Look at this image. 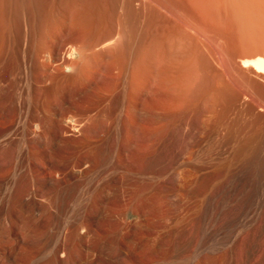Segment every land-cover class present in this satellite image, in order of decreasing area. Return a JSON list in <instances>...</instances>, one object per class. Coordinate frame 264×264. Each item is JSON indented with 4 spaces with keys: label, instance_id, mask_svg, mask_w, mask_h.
Segmentation results:
<instances>
[{
    "label": "rangeland",
    "instance_id": "1",
    "mask_svg": "<svg viewBox=\"0 0 264 264\" xmlns=\"http://www.w3.org/2000/svg\"><path fill=\"white\" fill-rule=\"evenodd\" d=\"M40 1L45 5L48 3L50 4L46 7L50 6L55 8L59 5V9L57 10L58 7L56 8L57 15L54 14V16L52 13L55 11L54 9L52 10V8L50 9V7L48 9H41L42 11L40 10L42 14L45 12L47 13V10H51L50 14H52V17L49 13H47L48 17H46L47 15L45 16V13V19H42V22L45 20L43 25L49 26L47 27L48 30L46 28V33L44 31L45 27L41 28L42 26H39L40 24L42 25L40 21L42 14L41 16L39 15V19V16L35 17L32 14L33 12L31 13V17H34L35 23H37V26L35 24L37 32H40L38 31L39 28V30L43 29L41 31V34H44L43 36L37 33L38 38L42 36L41 40L40 38H36L37 35L32 36L35 40H33L34 38H32V40H30L31 38H28V40H25V38L23 39L24 35L22 34L26 28L25 24L28 22L27 12L23 11L26 13L24 15L21 12L22 9L20 10V6L15 9L17 4H15V6L14 2H12L13 4L10 6V8L13 7L11 10L8 8V3L11 5V1L5 0L3 1L4 4L0 1V122L5 117L12 118L16 112V103L14 102L12 95L13 77L18 76L24 78L26 76L24 68L21 66L18 67L16 63L18 60L17 49L21 43L24 44L27 42V44H30L29 47H27V59L32 63L33 75L38 81L37 86L40 84L38 87V92L40 91L39 94L41 93L40 96L42 95L41 97L43 98V91L52 88L51 91L47 92V97L44 96L43 101L47 98V106L45 104L46 102L42 101V103L45 104V108H49V111L56 112L57 100L58 102L66 101H64L65 103L63 102V106H60L62 103H57V105L59 104L58 106L61 107V109H59V107L58 109L62 110L64 109L63 107L72 105L74 101L79 98H76L77 95L85 98L88 96H85V94L90 90L89 86H92L91 84H96L97 82L100 83L97 84L101 85L99 87H101L100 90L102 91L101 94L103 95L104 100V103L102 104L103 121H101L102 137L104 141L103 144L106 145V147L104 145V149L107 157L101 158L102 164L97 170L101 177L104 178L105 176H108L109 178L108 187L105 190L98 192L91 208L92 215L95 216V219L110 220L109 214L112 209L115 213H117V210L119 213L122 208L124 209L125 196L129 197L132 195L133 191L131 192V190L133 188L128 189V192L126 191L123 194V190H121L122 188L118 186L120 185L118 181L120 180V176H122L119 173H122V170L116 167L117 164L115 161L122 159L120 162L121 164L124 162L123 166H125V162L128 164L131 163L132 160L136 169L138 168L140 172H142V169L143 171L145 170L143 176L146 177L145 183L148 187V190H146V193L141 200L142 203H140L142 212H144L142 218L144 219L145 215L144 220L182 221V224L180 223L179 225L178 232L180 233V236L177 241L180 250H182L183 246L188 245L192 234L195 233L197 239L202 237V232L200 230L201 223L197 224L198 220H220L222 217L221 208L223 207V204L217 200V197H219L221 193L223 194L222 191L224 190H222V186L219 188L214 187L211 192L210 189L212 183L208 181L205 188L206 192H211V197L206 199V195L197 196L196 180H194L195 182L189 181L188 183L187 179L184 181L185 175L187 177L191 173L190 171L194 173L196 166L199 165L210 170V160H213L215 155L217 156L218 153H216V151H219L220 157L222 156L220 154L223 152L224 156L222 157L224 158L228 154V142L232 141L233 143H238L239 140L240 142L238 144L241 145V148L240 151L238 150L234 154L235 162L232 163V166L228 171L226 181H228L227 184H235L237 182V174L243 176V181L240 184L241 189L244 194H246L247 199L252 198L251 200L249 199L247 203L249 205L248 210L252 214L249 213V211L248 213L253 215L256 210L255 204H257V199L259 198V185L261 178L263 177L262 174H264V73L262 74V71H255L256 68L253 64H249L247 61L250 62L254 58L256 59V56L253 54L264 49V0H146L147 4L145 10L147 9L148 12L151 11L152 13L150 12L144 21L146 22L148 19L149 21L152 20L151 17H153V20L150 21V24L149 21L146 22L148 25L143 22V25L136 26L138 27L136 28L137 30L134 28L136 38L134 37V42L132 41L133 43L130 44L131 47L124 42V40H118L116 33L114 34L113 32V35H116V38H112L110 35L112 32L109 31H114V29H116V25L113 26L112 24L115 22L118 23L119 20V15H116L115 12L111 13L112 15L114 14L113 16H109L110 14L108 15V11L110 10H107L104 7L95 9V11H100L104 8L107 11V14H105L106 11L102 12L109 16V18L108 16H104L103 20L99 21V27L104 24V19V22H106L107 25L115 27L114 29L108 28L109 26L106 27L108 33L106 32L107 34L104 35L103 32L101 34L100 32L102 29V31H106L104 30L105 28L101 27L102 29H99V32L95 26L97 24L92 25L90 27L91 29L88 28L91 31L85 32L86 28L84 26H86V24L81 25L82 23L79 22L77 24L76 21H74L77 16L81 17L82 15L81 18H83L86 13V11H84V13L82 12L87 9L86 7L82 8L84 5L82 0H79L80 2L82 1V3L79 2L80 4H83L82 7L80 4L77 5L76 3L73 5L76 0L73 1V3L71 2L72 4H69L70 1H67L68 3H66L68 5H66V3L64 4V1L55 0L56 5L55 1L52 0L56 6L49 0ZM60 2H62V4ZM136 3H138V1H136ZM51 4H53V6H51ZM149 7L153 10L151 8L149 9ZM172 8L174 10L177 8L178 10L176 9L174 11ZM27 10L28 9H26V11ZM80 11L83 14H79ZM97 12L98 11H96V13ZM102 12L101 14H103ZM28 13L30 14L29 11ZM92 13L94 14L95 12L92 11ZM36 14L38 15V11ZM97 15L99 14L97 13ZM20 16L22 18H20ZM23 16H26L25 19H27V22H25ZM49 16L52 20L50 22L53 24L50 25L48 22L49 25H45ZM54 17L55 20L53 21L52 18ZM106 18H108L107 21ZM171 18L173 19L171 20ZM96 19H98V16ZM77 21H79L78 18ZM63 25H65L68 30H65L66 27ZM89 25L90 24H88V26ZM144 25L147 27L145 26V28ZM22 26L24 30L22 29ZM140 26L145 28H143L144 30L141 28L143 33L140 32ZM63 27H65V29H63ZM128 27L131 28L132 25H128ZM92 28L94 30H92ZM130 28H127L126 30L123 28L121 32L123 33L125 30V35H129ZM82 29H84V31ZM10 30H12V32H10ZM59 30L64 33L59 34ZM95 30L97 31V35ZM127 30L128 33L126 32ZM92 31H95L94 35L97 37L99 32L100 38H98L101 41H104L108 36H111L109 38L112 39H109V41L113 40L111 42L112 44L105 41V44H108V47L104 44V48H102L104 42H100L96 39L97 37L93 40L94 35L92 34L94 32L88 34ZM82 32H85L88 36H92H87V39H85L86 36L83 35L85 33ZM56 33L59 36H57ZM81 33L82 35H80ZM140 33L142 35H140ZM80 36H84L81 40L83 43L85 40V43L87 41L92 43V41L88 40V38H91L93 41H99L101 46L97 45L98 48L100 47L98 49L96 46L91 45L96 50H99V52L101 51V54L93 49L92 51L91 48L90 52L88 50V53H90L89 55H91L87 56L88 62H90V64H88L90 66L86 65L85 70H87V67L90 69L88 68L89 71L84 75V78H88V80L83 78L85 83L82 80L84 85H78L72 82V77L68 76L73 74L75 66L78 64V60L80 63L83 60L86 61L82 55L78 56L80 54L74 55L72 51L68 53L69 50L75 48L76 42H78L77 44H80V38L78 39ZM75 39L78 41L75 42ZM45 44L49 45L46 46ZM51 44L52 46L50 47ZM114 46L116 48H114ZM119 46H121V48ZM46 47H48V49ZM117 47L119 49H117ZM59 49L60 53L58 51ZM64 49L65 51H63ZM50 50L51 53H48ZM91 51H95L94 54L97 53L95 54V57H97L96 55H99L96 60H94L95 57H93L94 55ZM72 56L74 58L76 57L78 60L76 61ZM92 58H94V61H91ZM71 59L73 60L72 63L70 61ZM67 63L69 64L67 65ZM58 67L62 70H59ZM64 69L65 71L63 72ZM56 70L60 72L62 71L63 74ZM63 76L67 77L64 82ZM94 76L96 78L98 77V80H95L96 78H94ZM237 77L241 80L239 78L237 79ZM55 78H61L60 81L62 80V83L60 82L61 85L59 84V91L61 93L59 91H57L59 93L53 91L54 82L52 80H55ZM49 80L52 81L51 85ZM241 81L243 83H241ZM67 83H70L71 87L70 84L68 85ZM73 83L74 85L76 84V88L73 86ZM82 85H86L82 88L86 89L81 90L80 86L82 87ZM244 85L247 87L246 91ZM60 87H64V90ZM77 89L79 90L77 91ZM81 91L84 96L81 95ZM56 93L61 94V97H58L59 95ZM56 95L62 100L60 101L57 97L54 98ZM40 101L41 100L39 99V104L41 103ZM42 103L39 107L44 106ZM66 104L68 105L66 106ZM48 108L46 109L48 110ZM42 109L43 111L46 110L42 107L40 108V111ZM239 123H241L240 125H245V127L249 125L253 126L254 124V128H256L254 129L255 133L240 132L237 135L228 132V127L226 126L232 124L240 126ZM42 141L44 144L42 149L43 152L41 151V154L38 157V163L42 165L40 179L43 182L45 178L51 177V171L48 166L42 164L43 154L51 158L53 157L54 160L55 158L56 160L59 158V162L64 165L72 164L76 160L77 155L75 147L71 144V141L73 140L70 137L67 138L65 135H62L58 129L52 130V132L49 133L47 137H44ZM109 143L115 144L114 146H111L112 152L110 146H108ZM121 145L129 146H127L128 148L126 147V151L130 148L127 152L130 156L126 153L124 159L123 156L120 157L121 159L118 158L119 153L116 152L118 150L116 148H119L118 146ZM113 148L117 155L113 152ZM108 149V154L110 153L109 157L106 154ZM142 155H147V159L144 160L145 164L142 163L143 161H136V164L132 158L137 157V160H139L141 159L139 156ZM111 157H116L115 159H118L115 160ZM120 162H118V164ZM139 163L140 165L138 167ZM141 164H144L145 166L142 165L144 168L141 167L142 169L140 170ZM192 165L193 167H191ZM8 167L9 174L0 177V212L2 213V215H0V222L1 220H23L24 222L36 221L38 223V228H36L35 231L33 230L34 233L33 231H30L31 233L25 231V234L23 233L24 239H28L30 238V235L35 236L36 234L42 236L53 234L55 236V234L59 232V229L56 227H48V224L52 220H55L54 222H58V220H83L84 216L82 215H84L85 210L81 191L84 181H80L81 184L79 183L80 185L77 187L73 185L67 186L66 189L58 190L57 193L50 192L47 187L40 183L37 188L38 201L34 206L29 205L26 200L18 198V200H15L8 209L4 207L2 205L4 203L2 198L8 191L11 179L15 176V171L17 169L15 164H9ZM19 169H17V173H21ZM20 170H22V166ZM187 170H190L189 174H187ZM181 175H184V177L182 178ZM175 177H181L178 179L179 183L174 181ZM104 179L107 178L105 177ZM181 181L183 184L186 183L188 185L181 184ZM174 183H177L180 190L176 191L173 195H170L168 190H170ZM225 184L226 183H224L223 188H225ZM184 186L185 189L193 187V189H191L192 192L187 193ZM218 189L221 191H219V194ZM126 193H128V195ZM252 195H256L257 197H253ZM231 196L233 197L232 194ZM220 197L219 199L221 201L222 199ZM250 205H252V207ZM254 205L255 209H253ZM188 221H190V223ZM193 223L195 226H192L194 225ZM186 224L194 228L189 229L190 227ZM192 229H195L194 233ZM188 230L189 232L192 231L190 232L192 233L191 235L189 232L187 233ZM1 231L2 229H0V232ZM167 238L170 245L172 244L171 247L176 245V243L174 244L171 235H168ZM1 239L4 240V238ZM47 260V258H44L43 263H41L46 264L48 262L47 264H52L51 261L49 262V260Z\"/></svg>",
    "mask_w": 264,
    "mask_h": 264
},
{
    "label": "bare ground",
    "instance_id": "2",
    "mask_svg": "<svg viewBox=\"0 0 264 264\" xmlns=\"http://www.w3.org/2000/svg\"><path fill=\"white\" fill-rule=\"evenodd\" d=\"M0 1L3 2L5 0H0ZM8 1H11V5H10V3L6 2L9 4L8 8H10V6H12V4H13L12 2H14V5L17 4V6L15 5L16 6L15 9L20 6V10L22 9L21 12L24 15L26 13H24L23 11L27 12V14H28V22L26 21L27 19H25L26 16L25 17L23 16L24 17L23 19L25 20V22H27L25 24L26 25L25 30L23 29L24 25L22 26V29L24 30L23 34H22V35H24L23 39L25 38V40H28V38H31L30 40H32V38H34L32 36L37 35L36 38H38V34L42 35L41 31L43 29L39 30L40 28L38 27L39 28L38 31H40V32L39 33L37 32V30H36L37 29L36 28L37 23H35V18L31 17V16H32V14L35 17H37L39 15L41 16V14H42L41 9H46V8L48 9L50 7V6L46 7V6L50 5L48 3V1H47V3H48L47 5H45L44 3L42 4V1H40V0L39 1L38 0H8ZM44 1H46V0H44ZM49 1H52V0H49ZM53 1H55V0H53ZM56 1H55V4H56ZM59 1H58V3H59ZM61 1L62 2L64 1L63 2L64 4L67 1H70L69 4H72L73 1H75V0H72V1L71 0H61ZM82 1L84 2V5L80 4V3H82ZM82 1L80 2L79 0H76V2L73 3V5L75 3L77 5L80 4L81 7L83 5L82 8L86 7L87 9H85L83 11L81 10V11L83 13H84V11H86V13L84 14L83 18H81L82 15H81V17L77 16L79 21H77V18L75 20L74 19L73 20L76 21L77 24L79 22L82 23L81 25L86 24L87 27L84 26L86 28L85 32L91 31L88 28H90L94 24L98 25L100 23L99 21L103 20L104 16L106 17L109 14H110L109 16H111L112 15L111 13L115 12L116 15H119L118 23L115 22L117 24H115V23L112 24L113 26L116 25V29H114L115 27H113L112 25H110L111 27L109 25H107V23L104 22L105 19H104L103 23L104 24L106 23L107 26L105 25L103 27L104 24L103 25L101 24L102 26H100V27H99V25L98 26L95 25V26L97 27V30L102 29V28H105L104 30H106L107 29L106 27H108V26H109L108 28H111V29L113 28L114 31H112V30L109 31V32H112V33H110L112 38L116 36V35H113V32H114V34L115 33L117 34L118 40L119 39H120V41L124 40V42H126L129 45L131 43H133L134 39L136 38L135 37L136 34L134 33V31H135L134 28L135 29L138 28L136 26H139L143 22H145L144 20L148 17V14L151 12V11L148 12L147 9L145 10V6H146L148 0L147 1L146 0H82ZM136 1H138V3H136ZM62 2H60V3L62 4ZM67 3H66V5H68ZM189 3H191V2H189ZM3 4H4V2H3ZM53 4H54V2H53ZM53 4H51V6H53ZM44 5H45V8H44ZM150 6H151V4H150ZM102 7L106 8L107 10H110V11H108V15H105V14H107V11L104 8H103V10H100V11L96 10V11H98L97 13L99 14V15H97L95 9H100ZM151 7H149V9ZM12 8L13 7H11L10 9L12 10ZM51 8L52 7H50V9ZM56 8L58 10L59 5L56 6L55 8H52V10L54 9V11L56 12V13L54 11H53L54 13L51 12L53 14V16H54V14L57 15ZM26 9H28V10L26 11ZM64 9H66V8H64ZM28 11L30 12V14L32 12L33 13L30 15L28 13ZM37 11H38V15L36 14ZM39 11H40V14H39ZM47 11H48L47 13H49V15L52 17V14H50L51 10L50 11L47 10ZM71 11H72V9H71ZM81 11L79 14H83ZM92 11H94L95 13L93 14ZM102 11H104V12L106 11V13L104 14V12H102ZM101 12L103 14H101ZM47 13L45 14V16L47 15ZM44 14H42L41 19L39 16V19L42 23V25L39 23L40 24L39 26H42L41 28L45 27L44 31L46 33V31L48 30L47 27H49L46 24L49 25V23H50V25H51L53 23L50 22L52 20H51V17L49 16L50 20L48 18H46V19H48V21H47V23H45L46 26H44L43 23L45 22V20H43L44 22H42V19H45ZM165 15H167V14H165ZM184 15L187 16L186 14H184ZM97 16H98V19H96ZM109 16H108V18H109ZM10 17H11V15H10ZM46 17H48V15ZM55 17H57V16H55ZM55 17L52 18L53 21L55 20ZM20 18H22V17L20 16ZM108 18H106V21L108 20ZM151 18L153 20V17H151ZM82 19H84V20H82ZM172 19L173 18H171V20ZM152 20H150V21H152ZM189 20H190V18H189ZM148 21H149V19H148ZM148 21H146V22H148ZM150 21H149V24L151 23ZM146 22H145V24L148 25V23H146ZM87 23L90 25L88 26ZM35 24H36V26H35ZM65 25H63V26H65ZM128 25H130V26L132 25V27L130 28V27H128ZM145 26L146 25H144V27ZM59 27H61V26H59ZM65 27H63V29H65ZM183 27H184V25H183ZM46 28H47V30H46ZM93 28H92V30H94ZM123 28L125 30L127 28L131 29V30L129 29V35H125V30L123 31V33L121 32L123 30ZM141 28H142V26H140V29ZM142 29L140 31L141 33H143L142 31L144 30V29L143 30ZM57 30H58V28H57ZM61 30H62V28H61ZM61 30H59L60 32L59 31H57V32H59V34H61L62 33ZM65 30H68L67 27ZM82 30L84 31V29H82ZM102 30H101V32L99 30L100 34L102 32L104 33V35L108 33V31H107L108 29L106 31H102ZM186 30H188V29H186ZM95 31H92L88 34H92L94 32L92 34V35H94ZM10 32H12V30H10ZM85 32H82V33H85ZM99 32H98V37L100 38ZM126 32L128 33V30ZM138 32H139V30H138ZM42 33H44V32H42ZM49 33H50V31H49ZM82 33L80 35H82ZM141 33H140V35H142ZM186 33H187V31H186ZM18 34H19V31H18ZM88 34L87 35H86V33L83 34L84 36H86L85 39H87ZM56 35H57V33H56ZM92 35H89L88 37H90ZM96 35H97V31H96ZM19 36H21V35H19ZM42 36L39 37L40 40H41ZM57 36H59V35H57ZM84 36H82V37L84 38ZM111 36H108L104 41L102 40L104 42L102 48H104L105 41H108V42H110L109 44H112L111 42L113 40L109 41V39H112V38H109ZM181 36H182V34H181ZM82 37L81 36L78 37V39L80 38V40H79L80 44H77L78 42H76V41H78V40L75 39V42H76V45L74 43L75 48L74 49L72 48L71 50L68 51V53L72 51V53H74V55L75 54H77V55L80 54L78 56L82 55L83 58L86 59V61H87L86 62L85 60H83V61L80 60V61H82L80 63L77 55H76V57L78 59H76V57L74 58L72 56L76 61L78 60L77 61L78 64H76L75 69L73 71V74H70L68 76L72 77V80H73L72 82H74L78 85L83 84L84 75L87 71H89L88 70L89 67H87V70H85L86 65L90 64V62H88L87 56H91V55H89L90 53H88V50L90 52V48H91V50L93 49V50L97 51V53L101 54V51L99 52V50H96L94 47H92V46L97 47V45L100 46V42H102L101 40H99V38L97 36L94 35L93 40H95V38L97 37L96 39H98L100 42L99 41H93V40H91V38L90 39L88 38V40L92 41V43L88 42V41L85 43L86 40L83 43L81 41ZM101 39H104V38H101ZM33 40H35V38ZM108 42H106V43H108ZM30 43H31V41H30ZM29 45L30 44H27V42H25L24 44L21 43V45H19V48L17 49L18 60H17V62L16 61L15 62L17 63L18 67L21 66L24 68V70L26 72V76L24 78L23 77L20 78L16 75L17 77H13V79H12V83H13V85H12L13 86V88H12L13 94L12 95H13V100L16 103V112L12 118H6L5 117L0 122V177H3V175H5V174H9V169H8L9 164L10 165L15 164L17 166V169H19V165H20V169L22 166V170L19 169V171H21V173H17V169H16L15 176L11 179V182L9 184V189L2 198L3 202H4L2 205L8 209L10 207V205L12 203H14L15 200H18V198H19L22 200H26V202L29 205L34 206L35 203L38 201V192H37L38 190H37V188H38V185L40 183H42L45 187H47L50 192H52V193L56 192L57 193L58 190L66 189L67 186L73 185V186L77 187L78 185L81 184L80 181L81 182L84 181V183H83L84 185L82 184L83 188L81 191V193H82L81 197L83 198L82 200H83V206H84L85 213H84V215H82V216H84L83 220H58V222H54L55 220L50 221V223L48 224V227H54V228L56 227L59 229V232L56 233L55 236L53 234L47 235V236H42V235L36 234L35 236L30 235V238H28V239L23 238V233L25 231H29V232L33 231V230L35 231L36 228H38L37 227L38 223L36 221L35 222H29V221L24 222L23 220H20V221L19 220H16V221L15 220H1L0 229H2V231L0 232V264H42L44 258H47L49 260V262L51 261L52 264H264V174H262L263 177L261 178V182L259 185L260 186V188H259L260 191H258V192H260V193H258L259 198L258 199L256 198L257 194L252 195L253 197L256 196L255 198L257 199V204L254 203L255 200L253 202L256 205V210H255L253 215H251L252 213L248 210L249 205L247 202L250 198L247 199L246 194H244V192L241 189L240 184L243 181V176H241V174H237V182L235 184L231 183V185H230V184H227L228 181H226V178L228 176V171H229L230 167L232 166V163L235 162L234 154L236 151H238V150L240 151L241 145L238 144L240 142V140H239V142L237 140L238 143H233L232 141L228 142L229 143L228 154L225 153V154H227V156H225L224 158L222 157V156H224L223 152H222V154H220V155H222L221 156L222 158H221L219 156V151L218 152L216 151V153H218L217 156L215 155V158L213 160L212 159L210 160L211 161L210 166H209L210 170H208L206 167L199 165V166H196V168H195L196 170L194 169L196 173L195 172L192 173V171L187 170L188 171L187 174H189L191 172L187 177L185 174H184L185 177H184V175L183 176L181 175L182 178L184 177V181L186 179L188 180V183H189V181L192 182V181L196 180V182L194 181L196 184V195L197 196L198 195L199 196L200 195H206V199L208 197H211V192L214 189V187L219 188L222 186L221 187L222 190L224 189L222 191L223 194L221 193L222 196L220 195L221 197L218 195L219 191H220V189H218L217 195L222 199L221 201H220L219 197L216 196L217 200L219 202H221V204H223V207L221 206L222 207L221 208L222 209V212H221L222 217L220 218V220H217V219L216 220H198L197 224L201 223V229L200 230L202 232V237L200 239H197V236L194 233L195 229H192L194 234L190 233L192 231L189 232V230H188L187 233L189 232L190 235L191 234L192 235L190 237V240L188 239L189 240L188 245L183 246L182 250H180L179 244L177 243L178 237L180 236L178 229H179V225L182 221H179V220H144L145 215H144V219L142 218V215L144 212H142V207H141L140 203H142L141 200L144 197L146 190H148L147 189L148 187H147V184L145 183L146 177L143 176V172L145 174V170L143 171V169L141 167L144 168V166H145L144 160L147 159L146 158L147 155L146 156H143V155L139 156L141 158L139 160H137V157H135L136 159L132 158V159H134V162L136 164H137L136 161H141V162L143 161L142 163H144V164H141V166H140V170L142 169V172H140L138 170V168L136 169L135 164L132 163V160H131V163H128V164L125 162L126 165L123 166L124 162H122L123 164H121L120 161L122 159L120 157L123 156V159H124V155H126L128 150L130 149L129 148L126 151V149L129 147L128 145H121V146H118L119 148H116V149H118L116 152L119 153V155H120V156L118 155V158H120L121 160H118L115 162L117 164L116 167H118V169L122 170V173H119L122 176H120V180L118 181V183L121 186L120 185H118V186L122 188L121 190H123V194L128 189L133 188L131 190V192L133 191V194L131 193L132 195H130L129 197L125 196V202L123 201L125 204V207H124V209L122 208L123 210L121 209V212L118 213V210H117L116 211L117 213H115V211H113V209L111 210V212L109 214L110 220H99V219L96 220L95 216L92 215L91 208L93 206L95 197L98 194V192L103 191L108 187V178H109L108 176H105L107 179H104L105 177L104 178L101 177V175L98 173L99 171L97 170L98 167H100V165L102 164L101 158L107 157L105 155V149H104L106 147V145L103 144L104 141H103V137H102V123H101V121H103L102 104L104 103V100H103V95L101 94L102 91L100 90L101 87H99L101 85H99L100 84L99 82H97L99 84H97V83L91 84L92 86H89L90 90H88V92H87L88 94L85 92L86 93L85 96L88 95L85 97L87 99L82 98L81 96L77 95V97L76 96L75 97L76 98L79 97V98L76 101L73 100L74 103L72 105L67 106L68 104H66L67 107H63L64 109L59 110V109H61V107H59L58 105L62 103L60 106H63V104L66 102L64 100L65 97L63 99L65 102L63 101L64 102L63 103L61 101L62 99L60 100V98H58V97H61L60 96L61 94H57L60 92L59 91V84L61 85L62 80L60 81L61 78L60 79L57 78L58 80L56 78H55V80H52V79H54V78H52L51 80L54 82L53 91L54 92L59 91L56 93L59 96L57 97V95H56V96H54V98L57 97V99H59L61 102H58V100H57V103H59V104L57 105V103H56V106H57V109L55 110L56 112H54V111L51 112V111H49V108L46 107V108H48V110H47L45 108V104H46V106L48 104L46 102L47 98L45 99V101H43V100H44V96L47 97V95H48L47 92L51 91L52 88L50 90L43 91L44 92V93H42L43 98L41 97L42 95L40 96L41 93L39 94L40 91L38 92V90H39L38 87L40 84L37 86L38 81L35 79V77L33 75L34 73L32 70L33 69L32 63L29 59H27L28 58L27 57V52H28L27 47H29ZM45 45L48 46L49 44H45ZM101 45H102V43H101ZM105 45L107 46L108 44H105ZM40 46H41V44H40ZM51 46H52V44L50 45V47ZM106 46H105V48H106ZM109 47H110V45H109ZM119 47L121 48V46H119ZM130 47H131V45H130ZM46 48L48 49V47H46ZM114 48H116V47L114 46ZM117 49H119V48L117 47ZM51 50H50V52L48 51V53H51ZM120 50H122V49H120ZM58 51L60 53V49ZM63 51H65V49ZM111 51H113V50H111ZM53 52H54V49H53ZM94 52H92L94 55V56L92 55L93 57H95V54H97V53L94 54ZM43 53H45V52H43ZM253 55L256 56V59L254 58L250 62L249 61H247V62L249 64H251V63L253 64V66L256 68L255 71H262V74H263L264 73V49L257 51ZM96 56L98 57L99 55H96ZM97 57H95V59L92 58V60L91 59H89V60L94 61V60H96ZM251 57H252V55H251ZM89 58H91V57H89ZM183 58H184V55H183ZM81 59H82V57H81ZM70 61L72 63L73 60L71 59ZM68 64L69 63H67V65ZM64 65H66V64H64ZM43 67H44V65H43ZM56 69H57V67H56ZM58 69L62 70L59 67H58ZM68 69H69V67H68ZM29 70H31V71H29ZM56 71H58V70H56ZM64 71H65V69L63 70V72ZM58 72H60V71H58ZM63 72H62V74H63ZM247 73H249V72H247ZM62 74H61V76H62ZM86 76H87V74H86ZM65 78H67V77L66 76L64 77L63 82L65 81ZM94 78H96V77L94 76ZM97 78L95 80H98ZM238 78L239 77H237V79ZM51 80H49L50 85L52 82ZM85 80H88V78ZM55 81H57V82H55ZM92 81H93V79H92ZM242 81H241V83H243ZM74 83H73V86L76 85V84L74 85ZM84 83H85V81H84ZM83 85H82V87L80 86L81 90L86 89V88L82 89L83 87L86 86V85L85 86H83ZM244 86L246 87V85H244ZM251 86H252V84H251ZM65 87H66V85H65ZM70 87H71V84H70ZM63 88L64 87H62L61 89H63ZM75 88H76V86H75ZM89 88H87V89H89ZM246 89H247V87L245 88V91H246ZM78 90L79 89H77V91ZM77 91H76V93H77ZM250 94H251V92H250ZM53 95H55V94H53ZM79 95H80V93H79ZM81 95H83L82 91H81ZM70 96H71V94H70ZM39 99L41 100L40 101L41 103H42V101L46 102L45 104L42 103L44 106L41 105L46 110L43 111V109H42L40 111V108H42V107H39L41 104V103L39 104ZM242 100H246V99H242ZM162 101H163V99H162ZM71 103H69V104H71ZM58 107H59V109H58ZM256 114H258V113H256ZM240 124L241 123H239V125ZM251 124H253V123H251ZM226 127H228L227 130L229 133L237 134V135L240 132H244V133L245 132H249V133L252 132V134H254L255 133L254 129H256V128H254V124H253V126L249 125L247 127H245V125L237 126L235 124H232V125H230V126L228 125ZM54 129H58L62 135H65L67 138L70 137L73 140V141H71L72 142L71 144H73V146L76 149L77 157H76V160L72 164L64 165L61 162H59V160H58L59 158L57 159L58 160L57 161L56 158L54 160L53 157L51 158V157H48L45 154H43V156H42L43 157V163L42 164L44 166H48V168L51 171V177L45 178V180L42 182V180L40 179V174L42 171V165L40 163H38L39 162L38 157L41 154V151L43 152L42 149H43L44 144H43L42 139L44 137H47V135H49V133H51L52 130H54ZM234 136H236V135H234ZM110 144L111 143H109L108 146H110V150H111V148H112L111 146L112 145L114 146L115 144L114 143L111 145ZM126 144H127V142H126ZM104 145H105V147H104ZM107 148H109V147H107ZM139 149H140V147H139ZM114 150L115 149L113 148V152H114ZM108 151H109V149L107 150L106 154L109 157L110 153L108 154ZM111 152H112V150H111ZM116 152H114V153H116ZM117 153L115 155H117ZM141 154H142V152H141ZM128 155H127V157H128ZM111 158L115 159L116 157L115 158L111 157ZM117 159H115V160H117ZM118 162H120V163L118 164ZM140 163L138 164V167H139ZM181 163H183V162H181ZM142 165H144V166H142ZM191 167H193V165ZM180 178L175 177L174 181L179 183L178 179H180ZM208 181H210L212 183L211 184L212 186L210 189L211 192H206L205 187H206ZM224 183H226L225 188H223ZM181 184H183V182ZM184 184H186V183H184ZM186 185H188V184H186ZM185 186H184V189H185ZM18 188H19V190H18ZM191 189H193V187L186 188L185 191L187 193H191L192 192ZM178 190H180L179 186L177 185V183L176 184L174 183V185H172V187L168 191H169L170 195H173ZM126 194L128 195V193H126ZM231 194L233 195V197L231 196ZM228 198H229V200H228ZM230 198L231 199L233 198V199L231 200ZM122 200H124V199H122ZM120 201H121V199H120ZM249 203H250V201H249ZM255 205H254L253 209H255ZM250 206L252 207V205H250ZM248 211L251 214H249ZM248 214L251 216H249ZM0 215H2L1 212H0ZM171 222H173V223H171ZM185 222H186V220H185ZM185 222H183V223H185ZM188 222L190 223V221H188ZM190 225H192V224H190ZM187 226H189V225H187ZM192 226H195V224ZM189 227H190L189 229L194 228L191 226H189ZM34 231H33V233H34ZM29 232H27V233H29ZM196 232H197V230H196ZM168 235L172 236V240L174 241V244L176 243L175 246L171 247L172 244L170 245V242H168L169 241L167 238ZM1 238H4V240H2ZM25 238H27V237H25Z\"/></svg>",
    "mask_w": 264,
    "mask_h": 264
}]
</instances>
